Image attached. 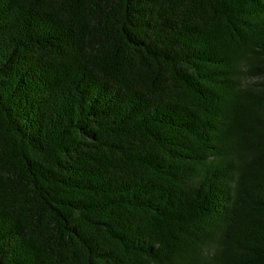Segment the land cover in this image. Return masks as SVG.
Returning <instances> with one entry per match:
<instances>
[{"label":"trees","instance_id":"16d2710c","mask_svg":"<svg viewBox=\"0 0 264 264\" xmlns=\"http://www.w3.org/2000/svg\"><path fill=\"white\" fill-rule=\"evenodd\" d=\"M0 264H264V0H0Z\"/></svg>","mask_w":264,"mask_h":264}]
</instances>
